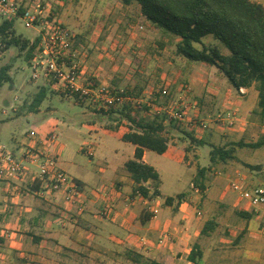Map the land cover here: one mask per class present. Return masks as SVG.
<instances>
[{
    "label": "rangeland",
    "instance_id": "1",
    "mask_svg": "<svg viewBox=\"0 0 264 264\" xmlns=\"http://www.w3.org/2000/svg\"><path fill=\"white\" fill-rule=\"evenodd\" d=\"M11 1L14 2L16 10L10 15L0 13V23L6 18H15L13 23L15 35L28 39L29 44L35 37H39V21L35 26L26 27L21 16L27 9L33 11L41 9L40 19L49 20L55 17L74 34L71 48L74 55L81 60L82 78L94 76L99 83L115 85L122 90L129 89L133 93L132 96L143 97L149 104L147 117L150 119L155 116L165 117L166 127L172 132L167 139L173 147L161 154L147 151L146 161L155 167L160 179V194L153 193V188L151 191L153 196L158 195V200L161 201L182 191L185 196L189 192L185 191L188 187L193 190L189 183L198 188L199 201L191 203L196 216L210 222L209 230L199 234L196 239L202 253L199 264H234L236 257H241L243 253L242 250L233 247L238 241L248 242V247L244 249L248 250L246 255L250 258L264 257V233L256 228L253 229L255 233L252 235L246 232L243 234L246 236L245 239L239 238L238 232L242 231L240 228L243 222L232 208L219 201V194L224 191L236 196V192L230 188L234 176L225 173L222 162L207 167L210 163V139H213L214 145L227 144L225 134L214 130L223 129L227 127L225 125L231 124L212 121L210 123L212 127L194 131L197 135L193 136L197 139L202 138L205 143L189 145V137L183 132L191 131L186 121L178 122L179 126L176 127L174 124L176 122L169 123L170 118L165 112H157L155 109L168 103L185 106L186 102L193 101L196 103L195 109L186 110L187 119L194 123L201 119L215 118L214 113L224 111V107L219 104L213 109L207 107L205 98L200 96L207 84L228 88L227 96L237 94V89L219 69L216 66L206 67L187 63L183 57L176 54L179 37L165 34L162 29L152 25L135 2L126 5L118 0ZM254 1L264 5V0ZM19 7L24 8L20 15ZM203 42L208 47L218 48L221 53H229L224 45L210 35L204 37ZM197 46L201 47L199 44ZM26 50L19 45L4 48L0 40V69L7 67L6 72L11 77V82L5 81L0 86V143L19 155L21 150H16V146L20 145L22 148L28 142L30 134L37 136L55 131L59 141L66 147L63 156L80 162L84 167V173L93 168L101 171L106 161L120 158L121 151L127 155L130 147L124 145L115 131L126 132L128 123L117 117V114L108 115L100 110L103 107L100 108L89 101L79 103L72 97L54 92L41 77L32 80L33 69L24 60ZM41 87L45 89L44 96L37 109L30 110L29 105L33 96ZM164 87L167 89L168 99L157 95L160 88ZM229 101L230 110L237 100L230 96ZM118 106L114 108L119 110ZM246 118L253 125L249 133L241 136V139L248 143L259 137L264 129L262 126L264 121L255 111ZM235 119H238V114H235ZM233 137L229 139H239L238 136ZM88 142L94 145L93 155L81 151V147ZM234 154L237 158L235 162L243 174L252 171L256 175L264 176L262 173L264 146H237ZM199 170L203 172L201 176ZM216 171L220 174H216ZM207 195L209 200H206ZM240 201L245 203L244 200ZM150 241L155 243L156 240L153 238ZM191 242L188 246L192 244ZM146 258L141 256L139 258L141 261L133 264H143ZM177 264H187L184 255Z\"/></svg>",
    "mask_w": 264,
    "mask_h": 264
},
{
    "label": "crops",
    "instance_id": "2",
    "mask_svg": "<svg viewBox=\"0 0 264 264\" xmlns=\"http://www.w3.org/2000/svg\"><path fill=\"white\" fill-rule=\"evenodd\" d=\"M76 60L81 66L80 58L77 57ZM186 61L191 65L210 66L202 62L196 64L195 61ZM216 86L207 84L200 96L205 98L208 108L213 109L216 104L224 107V111H217L214 115L227 114L231 110L238 114V119L234 120L233 125L214 130L224 133L227 143L238 141L241 136L249 133L253 125L246 117L257 108V90L253 85L240 87L237 94L227 96L228 88ZM230 96L237 102L229 110ZM262 126L264 127V123ZM210 127L212 126L209 125ZM169 130L165 127L163 135L167 137L172 133ZM115 132L119 134V139L124 145L130 147L129 153L125 155L121 151L120 158L106 161L101 171L93 168L86 173L83 172L84 167L80 162L63 156L66 147L58 138V144L52 151L57 153V165L71 174L80 185V196L75 201L66 199L61 191L45 193L42 196L33 195L24 189L17 193L12 188L17 181L11 180L9 187L5 182H0V264H133L137 253L156 260L171 256L172 264H177L184 255L187 264H195L187 259V255L208 221L195 214L191 201L198 200L197 192L188 187L185 191L189 192L185 196L178 200L175 196L184 191L178 192L171 196L174 199L167 204L166 197L158 200L159 184L158 195L153 196L151 182L148 181L144 183L149 189L148 195H143L135 189L133 179L124 168L125 161L133 157L135 145L121 139L124 132ZM232 136H238L239 139H229ZM212 141L213 139H210L209 145L214 143ZM172 147L168 142L167 150ZM17 149L20 151L21 146H16ZM147 151L144 150L142 157L146 163ZM235 159L222 162V168L228 176L242 177L249 187L264 181L261 174L256 175L252 171L243 174ZM210 165L209 163L207 167ZM262 173L264 174V167ZM216 174L220 172L216 171ZM191 185L192 183H189V186ZM221 193L219 201L232 208L243 222L240 228L242 231L238 232L239 238L245 239L243 234L246 232L252 235L255 233L253 229L256 228L264 233V216L255 214L246 202L241 203L237 194L231 196L225 191ZM205 197L209 200V195ZM106 205L112 206L109 216L100 213ZM150 205L158 209L155 215L150 211ZM246 213H250L249 216ZM164 236L169 238L159 244V238ZM141 237L145 238V244L139 241ZM149 238H154L155 243ZM189 242L192 243L190 246ZM234 244V248L243 251L241 257H236L235 263L264 264V257L250 258L246 255L248 250L244 248L248 247L247 241Z\"/></svg>",
    "mask_w": 264,
    "mask_h": 264
},
{
    "label": "trees",
    "instance_id": "3",
    "mask_svg": "<svg viewBox=\"0 0 264 264\" xmlns=\"http://www.w3.org/2000/svg\"><path fill=\"white\" fill-rule=\"evenodd\" d=\"M123 4L133 2L139 5L141 13L155 27L163 30L165 34L179 37L176 43V54L189 61L202 62L216 66L228 79L233 87L254 86L257 90V108L255 112L264 121V5L254 0H118ZM24 8L19 7L18 13L22 14ZM15 18H6L0 23V40L4 48L19 45L27 49L24 60L29 63L34 56L39 37H35L29 44V40L15 35L13 23ZM207 35L218 40L229 50L228 54L221 53L216 47H208L203 38ZM197 44L201 45L198 47ZM3 49V48H2ZM7 67L0 69V86L3 82H11L7 74ZM94 83H99L95 77L87 76ZM111 86V85H110ZM117 93L129 96L131 100L107 108H99L108 115L117 114L119 118L128 123V130L121 135V139L135 145L133 157L126 160L124 168L130 174L135 183V189L143 195H148V187L145 182L150 181L153 193H158L159 173L153 166L146 163L142 157L144 150L164 153L168 148V139L163 135L166 119L164 116L149 118L148 103L144 100L133 101L137 95L129 89L122 90L117 86H111ZM161 89V88H160ZM45 89L41 87L33 96L29 105L30 110H36L44 96ZM160 96V91L157 93ZM161 97V96H160ZM168 99V95L163 96ZM79 103L84 101L76 100ZM119 105V106H118ZM166 105V104H165ZM120 107L119 110L114 107ZM176 123H174V122ZM179 121L170 118L169 123L179 126ZM189 137V145H202L204 140L197 139L192 131H183ZM188 145V146H189ZM264 146V130L253 142H245L243 139L230 141L225 145H210V164L226 162L235 159V147ZM188 149V148H187ZM202 171L199 170L200 176ZM198 179H196V182ZM202 187L201 183H199ZM183 193H178V200ZM173 197L165 198L167 204L173 201ZM248 216L250 213H246ZM210 228L207 221L202 229L206 233ZM142 255L136 254L135 262H140ZM201 250L196 242L190 249L187 259L199 264ZM173 258L167 256L162 260L146 258L143 264H172Z\"/></svg>",
    "mask_w": 264,
    "mask_h": 264
},
{
    "label": "built area",
    "instance_id": "4",
    "mask_svg": "<svg viewBox=\"0 0 264 264\" xmlns=\"http://www.w3.org/2000/svg\"><path fill=\"white\" fill-rule=\"evenodd\" d=\"M15 10L16 6L13 1L0 0V13L10 15ZM41 12V9L34 11L27 9L21 16L26 27L35 26L39 21V41L34 56L29 61L33 69L32 80L41 77L53 91L75 100L89 101L103 108L131 100L129 96L113 91L108 84L94 83L92 79L82 78V67L74 58L75 55L71 48L74 34L55 17L49 20L40 19ZM159 91L160 96L167 95L165 87ZM142 100L143 98L133 99L137 102ZM195 105L193 101L186 102L185 106H174L168 103L164 107L159 106L155 109L157 112H165L169 118L179 122L186 121L188 128L193 131L205 130L212 121L233 125V120H236V113L230 112L226 115L217 114L211 120L201 119L193 123L191 119L186 118V110L193 111ZM57 144L58 134L55 131L37 136L30 134L28 142L23 145L19 155L0 143V182H5L9 187L11 180L17 181L12 187L17 193L24 189L33 195L42 196L45 193L61 191L69 201L79 199L81 191L78 181L57 165V153L52 151ZM81 150L91 155L92 143H86ZM37 184L38 187H36ZM191 187L198 192L194 184ZM230 188L236 192L240 200H244L252 208L255 214L264 216V181L249 187L242 177L236 176L231 181ZM82 206L81 204L80 209ZM149 208L153 215L158 212V209L152 205ZM111 212V205H106L100 211L104 216H109ZM167 238L169 237L159 238L158 243L162 244ZM139 241L145 244L144 237H141Z\"/></svg>",
    "mask_w": 264,
    "mask_h": 264
}]
</instances>
